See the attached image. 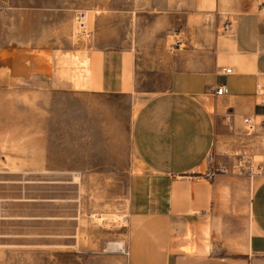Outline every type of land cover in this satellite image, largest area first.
<instances>
[{
    "label": "rangeland",
    "instance_id": "obj_1",
    "mask_svg": "<svg viewBox=\"0 0 264 264\" xmlns=\"http://www.w3.org/2000/svg\"><path fill=\"white\" fill-rule=\"evenodd\" d=\"M160 1L0 0V264H126L130 131L141 97L75 90V54L130 47L139 85L162 87L184 21L165 23L153 7ZM80 10L87 35L76 30ZM194 28L191 39L200 36ZM233 132L210 165L246 200L264 176V130L247 136L241 122Z\"/></svg>",
    "mask_w": 264,
    "mask_h": 264
},
{
    "label": "crops",
    "instance_id": "obj_2",
    "mask_svg": "<svg viewBox=\"0 0 264 264\" xmlns=\"http://www.w3.org/2000/svg\"><path fill=\"white\" fill-rule=\"evenodd\" d=\"M153 7L170 27L184 21L162 87L139 85L130 47L75 54V90L141 97L130 131L126 264H264V176L245 200L233 177L209 175L207 161L220 140L235 139L243 118L264 130V0H161ZM227 23L231 30L221 32ZM194 25L200 36L192 40ZM182 31L198 45L183 49ZM221 84L226 92L214 95Z\"/></svg>",
    "mask_w": 264,
    "mask_h": 264
},
{
    "label": "built area",
    "instance_id": "obj_3",
    "mask_svg": "<svg viewBox=\"0 0 264 264\" xmlns=\"http://www.w3.org/2000/svg\"><path fill=\"white\" fill-rule=\"evenodd\" d=\"M261 10H264V8L261 7ZM74 21H75V25H76V30L80 32H83L85 31L87 28V20H86V17H85V13L84 11L80 10V11H77L74 15ZM221 32L223 33H228L230 30H231V27H230V23H227L225 24L221 29ZM225 73H230L231 72V68L228 67V68H224L223 69ZM226 92V88L224 85H218L216 86L214 89H213V94L214 95H222ZM264 99V95L262 97V101ZM243 124L245 125V134L247 136L249 135H252L254 133H257V130L255 129V125L256 123L253 121V119L251 117H245L243 118ZM259 126H260V123H259ZM263 137V136H262ZM240 160H242L241 162H239L237 165H235L236 167V171L240 174L241 171L245 168L244 167V164L248 163V160L246 158V156L241 155V158ZM207 161L208 163H211L212 161V157L211 155L209 154L208 157H207ZM214 172H216V168H211V171H209V175H213ZM251 173H253V171L251 170Z\"/></svg>",
    "mask_w": 264,
    "mask_h": 264
},
{
    "label": "bare ground",
    "instance_id": "obj_4",
    "mask_svg": "<svg viewBox=\"0 0 264 264\" xmlns=\"http://www.w3.org/2000/svg\"><path fill=\"white\" fill-rule=\"evenodd\" d=\"M84 13H85L86 20H88V16H87V14H86V11H84ZM87 31H88V30L86 29L85 31L80 32V33L85 34V33H87ZM83 61H84V60H83ZM83 63H85V62H83ZM85 64H87V63H85ZM85 64H84V65H85ZM82 66H83V65H82ZM77 67H78V66H77ZM77 71H78V70H77ZM79 71H80V70H79ZM73 73H74V72H73ZM77 73H78V72H77ZM75 74H76V73H75ZM83 74H84V72H83ZM83 74H82V75H83ZM80 75H81V74H80ZM72 76H73V75H72ZM80 77H81V76H80ZM76 78H77V77H76ZM83 79H84V78H83ZM77 81H78V80H77ZM79 81H80V79H79ZM78 87H79V86H78ZM261 141L264 142V136L261 137ZM117 245H118V248H121V246H120L121 244H120V243H117Z\"/></svg>",
    "mask_w": 264,
    "mask_h": 264
}]
</instances>
